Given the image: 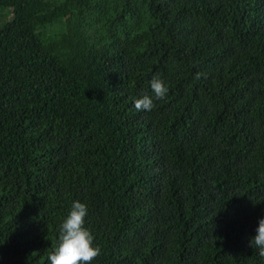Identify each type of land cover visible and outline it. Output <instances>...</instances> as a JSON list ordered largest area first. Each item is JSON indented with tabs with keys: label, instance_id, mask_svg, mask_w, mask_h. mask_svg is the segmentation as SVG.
I'll list each match as a JSON object with an SVG mask.
<instances>
[{
	"label": "trees",
	"instance_id": "obj_1",
	"mask_svg": "<svg viewBox=\"0 0 264 264\" xmlns=\"http://www.w3.org/2000/svg\"><path fill=\"white\" fill-rule=\"evenodd\" d=\"M0 11V264H50L75 201L89 264H264V0Z\"/></svg>",
	"mask_w": 264,
	"mask_h": 264
},
{
	"label": "clouds",
	"instance_id": "obj_2",
	"mask_svg": "<svg viewBox=\"0 0 264 264\" xmlns=\"http://www.w3.org/2000/svg\"><path fill=\"white\" fill-rule=\"evenodd\" d=\"M206 78L205 73H197L194 79ZM151 89L154 98L144 94L142 98L135 100L134 107L137 111H152L155 108V100H164L169 92V87L158 76L151 80ZM88 215L87 205L75 201L71 205V211L59 227V245L54 252L48 255L50 264H89L102 254L98 245H94L95 237L85 227V218ZM250 247L259 249V255L264 256V219L259 221L256 235L250 240Z\"/></svg>",
	"mask_w": 264,
	"mask_h": 264
},
{
	"label": "rangeland",
	"instance_id": "obj_3",
	"mask_svg": "<svg viewBox=\"0 0 264 264\" xmlns=\"http://www.w3.org/2000/svg\"><path fill=\"white\" fill-rule=\"evenodd\" d=\"M2 12L0 11V14H1Z\"/></svg>",
	"mask_w": 264,
	"mask_h": 264
}]
</instances>
